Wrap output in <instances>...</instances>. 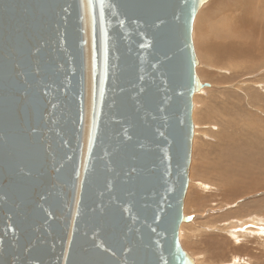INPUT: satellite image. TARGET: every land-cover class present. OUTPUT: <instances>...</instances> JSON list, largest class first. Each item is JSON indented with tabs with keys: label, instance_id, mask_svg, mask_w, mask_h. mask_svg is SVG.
Instances as JSON below:
<instances>
[{
	"label": "water",
	"instance_id": "water-1",
	"mask_svg": "<svg viewBox=\"0 0 264 264\" xmlns=\"http://www.w3.org/2000/svg\"><path fill=\"white\" fill-rule=\"evenodd\" d=\"M207 1L0 0V264H195Z\"/></svg>",
	"mask_w": 264,
	"mask_h": 264
},
{
	"label": "rangeland",
	"instance_id": "rangeland-1",
	"mask_svg": "<svg viewBox=\"0 0 264 264\" xmlns=\"http://www.w3.org/2000/svg\"><path fill=\"white\" fill-rule=\"evenodd\" d=\"M228 2L207 1L194 22L193 43L199 62L197 74L202 83L210 86L196 93L193 100V153L189 188L184 203L185 216L193 220L182 225L179 240L182 248L192 255L195 264H264V218L260 217L264 216V189L240 197L236 203L227 206L216 197L220 182L213 170L216 164L221 166L219 162L226 165L230 161L245 160L251 150V171L260 174L258 160L264 161V148L254 147V141L261 145L264 142V67L252 71L249 70L251 65L248 63H243L248 70L238 69V66L219 67L212 62L214 56L206 43L204 26L208 16L216 12V17L209 20L215 24L221 22V7ZM263 2L264 0H256V7L260 6L264 12ZM209 20L207 25H210ZM261 25L264 26V21ZM262 26L258 31L264 38ZM234 94L238 98L227 106L226 100L234 97ZM249 94H255L254 97L257 100L260 97L261 101L255 106L258 107L257 110L255 107L251 108L256 120L251 124L257 128L246 132L250 124H247L245 118L250 107L240 113L229 107ZM234 126H238L241 132H235L234 137L228 139ZM246 215L253 217L245 219ZM211 241L216 244L226 243L228 248L223 252L226 253L219 257L218 253H211L208 250V243ZM237 247L245 250L232 252Z\"/></svg>",
	"mask_w": 264,
	"mask_h": 264
},
{
	"label": "bare ground",
	"instance_id": "bare-ground-1",
	"mask_svg": "<svg viewBox=\"0 0 264 264\" xmlns=\"http://www.w3.org/2000/svg\"><path fill=\"white\" fill-rule=\"evenodd\" d=\"M228 1V4H224L221 7V22L215 24L211 20H209L210 18L216 17L217 13L214 12L210 14L207 19V21L209 20L210 25H207L206 21L204 26V32L207 36L206 43H208V50L212 52V55L214 56L212 62L214 64H218L219 67L238 66V69L241 68L243 70H248L243 66V63H245V65H247L246 63H248L251 65V67H249V70L251 71L255 68L264 67V38L261 37V33H259L258 31L264 21V12L262 11L260 6L256 7V0ZM234 73H236L237 75L236 71H234ZM202 84L204 85V88L207 87V84ZM254 95H245L243 99H238L237 103H234L231 107H229L230 110L237 113L244 112L248 107H250L246 113L247 117L245 118L247 124H250L249 129L246 130V132H251L257 128L256 125L251 124L256 121L254 120V111H252L253 109L251 108L257 106L258 102L261 101V99L260 97H257V100L255 98L256 96L254 97ZM237 98L238 95L234 94V97L227 99V106L233 103V99L235 100ZM256 108L258 107H255V109ZM232 129V132H230L228 135V139H232L235 135V132H241L238 126H234ZM254 147L262 149L264 148V142L263 145H261L256 144L254 141ZM251 155H253V152L249 150V154L245 160L235 162L230 161L226 163V165L222 162H219L221 166L219 164H216L213 167V170L217 174L220 181L217 186V191L219 193L218 195H216V197H219V201L221 203H224L223 205H232L236 203V201L240 199V197L264 189V161L261 162L258 160V169L260 171V174L253 173L251 171ZM224 176L228 179L224 178ZM245 217V219H248L249 217H253V215H246ZM260 217L264 218L263 215H261ZM231 219L236 220V218ZM208 244V250L211 251V253H218V257L223 256V254L226 253H223L224 249L228 248L226 247V243L218 242L216 244L214 241H211ZM237 250L244 251L245 249L243 247H237L236 249L232 250V252H235Z\"/></svg>",
	"mask_w": 264,
	"mask_h": 264
}]
</instances>
